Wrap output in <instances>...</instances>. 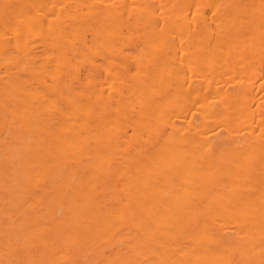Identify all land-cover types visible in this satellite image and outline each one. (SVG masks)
<instances>
[{"label":"bare ground","instance_id":"bare-ground-1","mask_svg":"<svg viewBox=\"0 0 264 264\" xmlns=\"http://www.w3.org/2000/svg\"><path fill=\"white\" fill-rule=\"evenodd\" d=\"M9 263L264 264V0H0Z\"/></svg>","mask_w":264,"mask_h":264},{"label":"rangeland","instance_id":"rangeland-1","mask_svg":"<svg viewBox=\"0 0 264 264\" xmlns=\"http://www.w3.org/2000/svg\"><path fill=\"white\" fill-rule=\"evenodd\" d=\"M12 263H14V262H12ZM12 263H11V264H12ZM9 264H10V263H9Z\"/></svg>","mask_w":264,"mask_h":264}]
</instances>
